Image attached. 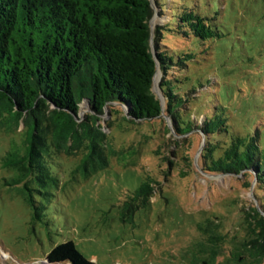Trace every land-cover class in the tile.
I'll return each instance as SVG.
<instances>
[{"label":"trees","instance_id":"16d2710c","mask_svg":"<svg viewBox=\"0 0 264 264\" xmlns=\"http://www.w3.org/2000/svg\"><path fill=\"white\" fill-rule=\"evenodd\" d=\"M166 5L168 22L152 30L156 7ZM220 6L221 0H0V130L12 135L25 125L3 167L17 173L7 185L19 187L35 219L43 218L65 171L87 179L113 158L135 166L124 149L114 148L103 122L114 128L122 115L129 125L122 131L131 132L166 115L173 124L170 144L204 136L205 174L245 178L247 188L255 180L258 204L239 209L237 232L224 231L218 217L197 224L190 263L264 264L263 115L249 125L251 96L239 95L238 107L231 102L236 67H226L219 81L199 57L221 47L237 58ZM153 48L164 106L153 90ZM159 185L145 176L119 207L122 222L148 208ZM47 261L97 264L71 240L54 246Z\"/></svg>","mask_w":264,"mask_h":264},{"label":"rangeland","instance_id":"374dc122","mask_svg":"<svg viewBox=\"0 0 264 264\" xmlns=\"http://www.w3.org/2000/svg\"><path fill=\"white\" fill-rule=\"evenodd\" d=\"M168 7L163 11L156 7L154 28L168 22ZM220 7L223 29L229 32L226 39L234 41L231 54L237 58L221 47L199 57L206 59L204 63L219 81L226 67H236L231 102L238 107L239 95L251 96L254 107L247 119L251 125L259 114L264 119V0H221ZM214 91L217 96L218 86ZM81 109H88L87 105ZM114 119V128L102 123L104 131L114 148L124 149L135 166L124 167L113 158L108 168L87 179L65 171L41 220L33 217L18 194L19 187L7 185L17 173L3 167L12 142L23 138L25 125L12 135L0 130V264H49L47 256L54 246L69 240L97 264H191L198 223L218 217L224 231L233 235L238 231L239 209L257 206L254 185L247 188L245 178L201 170L202 136L189 135L185 143L170 144V119L160 124L144 122L132 126L131 132L122 131L129 126L122 115ZM148 175L160 183L149 207L138 211L131 222H122L119 207Z\"/></svg>","mask_w":264,"mask_h":264},{"label":"water","instance_id":"95a60500","mask_svg":"<svg viewBox=\"0 0 264 264\" xmlns=\"http://www.w3.org/2000/svg\"><path fill=\"white\" fill-rule=\"evenodd\" d=\"M153 19H154V18H153ZM153 19H152V21H151V27H152V30L154 29L153 24H152ZM152 47H153V43H152ZM153 53H154V56H155V58H156V52H155L154 48H153ZM156 60H157V58H156ZM157 64H158V71H157V73H156L155 79H156L157 75L160 73V64H159L158 60H157ZM160 75H161V74H160ZM161 77H162V76H161ZM161 77H160V79H161ZM155 79H154L153 90H154V92L159 96V98H160L161 101H162V105L164 106V97L162 96V94H161V92H160L159 83L156 84ZM159 81H160V80H159ZM81 116H82V115H81ZM163 116H164L167 120L170 119V118H169L168 116H166V115H163ZM203 141H204V136H203ZM253 185H255V180H254ZM48 263H49V262H48ZM49 264H50V263H49Z\"/></svg>","mask_w":264,"mask_h":264},{"label":"bare ground","instance_id":"6f19581e","mask_svg":"<svg viewBox=\"0 0 264 264\" xmlns=\"http://www.w3.org/2000/svg\"><path fill=\"white\" fill-rule=\"evenodd\" d=\"M155 82H156V84H157V80L155 79ZM7 256V255H6Z\"/></svg>","mask_w":264,"mask_h":264}]
</instances>
